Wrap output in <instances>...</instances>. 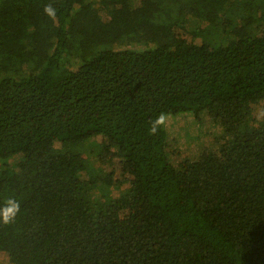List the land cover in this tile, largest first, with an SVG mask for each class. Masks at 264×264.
Returning <instances> with one entry per match:
<instances>
[{"label": "trees", "instance_id": "trees-1", "mask_svg": "<svg viewBox=\"0 0 264 264\" xmlns=\"http://www.w3.org/2000/svg\"><path fill=\"white\" fill-rule=\"evenodd\" d=\"M263 97L264 0H0V208L20 204L0 251L16 247L14 264H264V124L238 120ZM162 113H205L232 136L234 169L203 163L193 194L165 123L150 134ZM94 137L135 175L128 189L93 165ZM50 143L48 167L35 150ZM123 203L159 210L166 229L127 247Z\"/></svg>", "mask_w": 264, "mask_h": 264}, {"label": "rangeland", "instance_id": "rangeland-1", "mask_svg": "<svg viewBox=\"0 0 264 264\" xmlns=\"http://www.w3.org/2000/svg\"><path fill=\"white\" fill-rule=\"evenodd\" d=\"M238 32H243V27L239 26ZM188 41L197 47L203 40L188 38ZM184 115L187 114L168 115L165 121L169 161L182 182L191 186L193 181L203 177L200 166L211 159L216 160L222 169H234L230 156L232 136H224L222 128L213 125L205 113L200 114L198 122L194 124L183 120V118H187ZM190 119L193 120L192 117ZM238 120H247L251 129L257 128L260 123L264 124V97L256 104L243 106ZM238 128L240 131L242 127ZM91 140L94 141L93 150L96 153L101 151V163H98L99 158V160H93V165H98V168L103 172L111 174L114 180L121 181L120 190L128 189L135 177L133 172L124 168L116 151L106 147L107 142L103 138L94 137ZM54 146L51 143L45 144L41 149L35 150L48 167L50 166L49 157ZM17 159L15 157L9 163H14ZM191 191L195 194L192 186ZM113 195H118L116 189L113 190ZM115 210L122 221L124 241L129 248L140 246L146 237L155 236L167 227L162 213L153 207L143 208L140 205L123 203ZM16 253V247H13L8 253L0 251V264H14L10 260V255Z\"/></svg>", "mask_w": 264, "mask_h": 264}, {"label": "clouds", "instance_id": "clouds-1", "mask_svg": "<svg viewBox=\"0 0 264 264\" xmlns=\"http://www.w3.org/2000/svg\"><path fill=\"white\" fill-rule=\"evenodd\" d=\"M44 12L47 16H49L51 19L55 20L56 18V10L52 7V5H46L44 8ZM165 115L162 113L160 114L153 122L152 126L150 128V134L155 135L160 126H162L165 123ZM20 211V204L18 201L14 199H8L5 202V206L3 208H0V221L4 225L12 224L17 214Z\"/></svg>", "mask_w": 264, "mask_h": 264}]
</instances>
